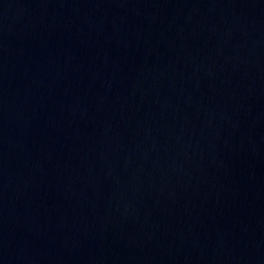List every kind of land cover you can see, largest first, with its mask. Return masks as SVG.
<instances>
[{"label": "water", "instance_id": "95a60500", "mask_svg": "<svg viewBox=\"0 0 264 264\" xmlns=\"http://www.w3.org/2000/svg\"><path fill=\"white\" fill-rule=\"evenodd\" d=\"M0 264H264V0H0Z\"/></svg>", "mask_w": 264, "mask_h": 264}]
</instances>
